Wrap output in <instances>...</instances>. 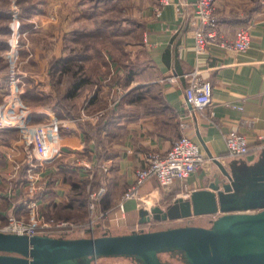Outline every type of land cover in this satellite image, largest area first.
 I'll list each match as a JSON object with an SVG mask.
<instances>
[{
  "label": "crops",
  "instance_id": "obj_1",
  "mask_svg": "<svg viewBox=\"0 0 264 264\" xmlns=\"http://www.w3.org/2000/svg\"><path fill=\"white\" fill-rule=\"evenodd\" d=\"M194 1L170 0L156 14L153 6L157 0H135L134 13L141 26L133 59L138 61L137 68H123L116 58L106 55L104 61L109 69L105 76L98 75L104 85L96 88L91 86L94 82L84 83L76 89L73 104L44 103L49 93V73L43 70L48 68L50 53L37 55L36 59L47 81L37 90L38 101L43 104L26 100L31 96L30 86L23 91L26 94L21 89L20 94L17 89L11 90L7 64L0 67V113L6 115L13 106L37 105L33 121L46 118V112L55 114L60 120L56 145L65 151L74 149L86 159L87 166L75 165L65 153L64 164L57 162L64 174L57 185L47 182L40 201L46 216L82 220L84 217L70 214H78L84 204L88 216V188L103 186L97 199V211L103 215L95 221L93 234L102 227V232L121 226L139 228L143 222L139 221L136 199L123 201L122 211L118 207L121 195L133 182L134 169L144 165L146 152L164 151L181 134L199 145L205 163L186 179L167 186L150 176L139 192L148 197L151 206L164 207L177 196L206 187L214 177L223 176L220 165L231 171L234 165L250 163L258 157L264 148H256V135L264 129V0H216L219 33L231 39L247 28L250 46L234 50L209 43L202 53L194 48ZM194 68L212 82L213 104L206 110H191L184 98L182 73ZM13 95L20 98L14 104ZM96 113L98 118H90ZM230 129L246 135L251 148L246 155H227L225 134ZM23 156L18 128L0 127V225L21 206L25 189L19 184L25 176ZM211 156L219 158L209 160ZM96 163L106 169L93 167ZM196 217L189 219L195 222ZM87 234L91 233L79 230L75 235Z\"/></svg>",
  "mask_w": 264,
  "mask_h": 264
},
{
  "label": "water",
  "instance_id": "obj_2",
  "mask_svg": "<svg viewBox=\"0 0 264 264\" xmlns=\"http://www.w3.org/2000/svg\"><path fill=\"white\" fill-rule=\"evenodd\" d=\"M206 187L177 196L164 207L139 208L140 222L218 213L209 224L191 221L80 236L0 229V264H92L99 256L125 255L140 264H166L161 252L186 264H264V148L250 163L220 165Z\"/></svg>",
  "mask_w": 264,
  "mask_h": 264
},
{
  "label": "rangeland",
  "instance_id": "obj_3",
  "mask_svg": "<svg viewBox=\"0 0 264 264\" xmlns=\"http://www.w3.org/2000/svg\"><path fill=\"white\" fill-rule=\"evenodd\" d=\"M134 3L135 0H0V67L6 63L8 69V56L11 50L9 42L15 39L14 54L17 56L15 69L18 76L16 93L20 94L18 92L20 89L23 92L30 86L31 96L26 100L30 104H43L42 101H38L40 95L37 90H40L39 88L47 81L43 78L41 66L36 59L37 55L50 53L48 68L43 70L49 73V93L43 99L44 103L73 104L74 95H67V89L74 79V64L81 65L77 74H90L88 83L94 82L91 86L96 88L104 85L99 82L98 75L105 76V72L109 69L104 61L106 55L116 58L123 68L131 70L137 68L138 61L133 59L141 37V26L134 13ZM69 56L70 61L67 59ZM66 66L72 67L66 70ZM11 98V103L14 104L23 97L21 94L20 98L16 96L14 98V95ZM57 162L61 164L63 161L57 158L50 162L52 169L48 172L47 178L51 185H57L59 177L64 174L62 171L59 172ZM66 165L70 166L71 163ZM21 208L24 212V202H21L17 211L21 212ZM77 213H72L70 216L84 218L67 220L88 222L89 213L87 216L84 204H81ZM7 217L8 215L2 223ZM151 220V226L148 228L191 221L189 219L156 220L153 217ZM195 222L210 223L205 215L196 217ZM103 229L102 227L97 232L103 233ZM78 231L67 230L62 233H67L66 236H78L75 235ZM124 231H130L129 227H112L110 232ZM159 256L166 264H186L179 252L165 251ZM92 264L137 263L128 256H101L93 260Z\"/></svg>",
  "mask_w": 264,
  "mask_h": 264
},
{
  "label": "built area",
  "instance_id": "obj_4",
  "mask_svg": "<svg viewBox=\"0 0 264 264\" xmlns=\"http://www.w3.org/2000/svg\"><path fill=\"white\" fill-rule=\"evenodd\" d=\"M169 1L157 0L153 6L154 12L159 14L162 7L168 4ZM192 11L196 18L193 21V36L195 39L194 48L197 53L204 52L209 43H216L234 50H246L250 46L251 37L247 28L240 29L236 36L231 39L223 37L219 33V15L216 11V0H195ZM15 41V39H11L9 42L11 50L8 56L9 66L7 71L11 90L17 89L18 82L15 69V59L17 57L14 54ZM182 77L185 80L184 98L190 109L206 110L210 108L213 104L211 80L203 78L197 68L182 73ZM7 98L10 99V95ZM35 111H38L37 107L20 106L17 108V106H13L9 108L6 115L0 113V127L18 128L24 155L22 161L25 166V176L23 181L19 183L25 188L21 200V202H24V212L23 208H21V212H11L6 221L0 225V229L50 235L67 230H81V232L86 230L93 233L95 221L103 215L97 211V199L104 190L103 186L98 187V189H93L91 186L88 188L89 219L87 223L46 216L40 208V201L48 187V178L45 175L48 171L50 172V162L57 158H62L61 160L64 162L65 153H67L69 161L75 165H86V159L84 155L74 149L65 151L61 146L56 145L60 120L55 114L46 112V118L33 121ZM98 116L99 113H96L91 115L90 118L96 119ZM256 138V148L264 147V129L256 135ZM225 142L227 155L231 157L246 155L251 149L246 135L236 129L228 130L225 134ZM218 158L219 156H211L208 159ZM205 160L199 145L187 134H181L172 140L169 147L164 151H147L144 165L134 169L133 182L122 193L118 207L123 211V201L135 198L138 208L145 207L149 209L152 204H150L148 197L142 196L139 192V188L145 180L150 176H155L161 186H167L175 180L186 179L192 172L202 166ZM95 166L106 169L105 166L99 163L93 165V167ZM59 170L61 171V168ZM188 193L186 192L182 196H186ZM14 208L16 209V206ZM217 214L214 213L208 216L211 219L215 218ZM151 218L145 222V226L141 225L140 227L148 228V226H151ZM176 220H183V218Z\"/></svg>",
  "mask_w": 264,
  "mask_h": 264
},
{
  "label": "trees",
  "instance_id": "obj_5",
  "mask_svg": "<svg viewBox=\"0 0 264 264\" xmlns=\"http://www.w3.org/2000/svg\"><path fill=\"white\" fill-rule=\"evenodd\" d=\"M73 58V57H72ZM67 59L70 61V59H71V57L69 56V57H67ZM54 63H55V61H53ZM74 66H75V70L73 69V73H74V79L73 80H71V82H70V86H69V88L67 89V95H69V96H73L75 93H76V89L78 88V87H80L81 85H83L84 83H87V82H89V75L90 74H84V75H82V74H77V70L80 68V64H78V65H75L74 64ZM71 67L72 66H66L65 68H66V70H69V69H71ZM97 123V122H96ZM99 123V122H98ZM97 126V125H96ZM95 126V127H96ZM87 127H88V129H90V127H91V125L88 123V125H87ZM93 127H94V125H93ZM141 225H144L145 226V222H143V223H141ZM134 227H132V228H130L129 230H131V229H133ZM53 235H61V236H66V234L67 233H58V232H55V233H52ZM96 234H99L98 232L96 233ZM109 256H125V255H109ZM99 257H101V256H99ZM128 257H130V258H132V259H134L135 261H136V263L137 264H140L134 257H132V256H128Z\"/></svg>",
  "mask_w": 264,
  "mask_h": 264
}]
</instances>
